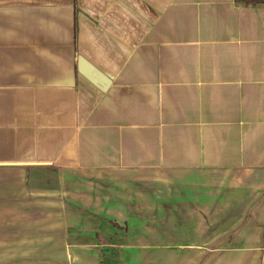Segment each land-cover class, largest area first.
<instances>
[{
  "label": "crops",
  "instance_id": "0c3cea01",
  "mask_svg": "<svg viewBox=\"0 0 264 264\" xmlns=\"http://www.w3.org/2000/svg\"><path fill=\"white\" fill-rule=\"evenodd\" d=\"M180 260L264 264V5L0 0V264Z\"/></svg>",
  "mask_w": 264,
  "mask_h": 264
},
{
  "label": "rangeland",
  "instance_id": "374dc122",
  "mask_svg": "<svg viewBox=\"0 0 264 264\" xmlns=\"http://www.w3.org/2000/svg\"><path fill=\"white\" fill-rule=\"evenodd\" d=\"M51 172H50V177H51ZM65 210L61 209V205L57 204V202H50L49 204V227H47V231L49 233H52V229L56 230L57 225H61L60 222L55 221L56 217H60V214H63ZM67 214V213H66ZM35 225V223H34ZM57 226V227H56ZM34 230L36 229L35 227L33 228ZM46 232V231H45ZM174 257V255L172 256ZM175 264H183V261L180 260L178 263L175 261Z\"/></svg>",
  "mask_w": 264,
  "mask_h": 264
},
{
  "label": "water",
  "instance_id": "95a60500",
  "mask_svg": "<svg viewBox=\"0 0 264 264\" xmlns=\"http://www.w3.org/2000/svg\"><path fill=\"white\" fill-rule=\"evenodd\" d=\"M80 67H81V71H87L89 72V74L91 75L90 78L93 79V81L96 82V80L98 81V79L102 76L101 73L95 69L93 66L89 65V63H87L83 58H81L80 60ZM107 83H105L103 86V88L107 87Z\"/></svg>",
  "mask_w": 264,
  "mask_h": 264
},
{
  "label": "trees",
  "instance_id": "16d2710c",
  "mask_svg": "<svg viewBox=\"0 0 264 264\" xmlns=\"http://www.w3.org/2000/svg\"><path fill=\"white\" fill-rule=\"evenodd\" d=\"M235 3L240 6H261L264 5V0H235Z\"/></svg>",
  "mask_w": 264,
  "mask_h": 264
}]
</instances>
